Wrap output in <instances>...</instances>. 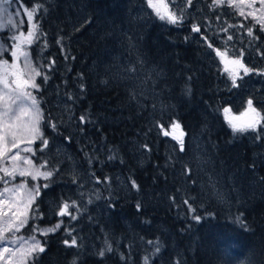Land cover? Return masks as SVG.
<instances>
[{"label": "trees", "instance_id": "16d2710c", "mask_svg": "<svg viewBox=\"0 0 264 264\" xmlns=\"http://www.w3.org/2000/svg\"><path fill=\"white\" fill-rule=\"evenodd\" d=\"M211 1L170 24L146 0H19L42 5L39 39L27 49L48 76L32 93L49 144L41 152L35 142L33 159L53 171L38 182L49 185L33 206L42 217L19 233L63 221L54 233H36L45 251L29 264H264V126L234 134L223 115L224 107L240 113L249 98L264 113V75L231 86L214 52ZM251 28L258 39L246 31L235 42L248 67L264 69V32ZM173 121L186 134L183 152L158 126L171 131ZM93 186L101 195L87 198ZM64 201H76V220L56 215ZM148 241L159 242L150 258Z\"/></svg>", "mask_w": 264, "mask_h": 264}, {"label": "snow or ice", "instance_id": "6c2138e0", "mask_svg": "<svg viewBox=\"0 0 264 264\" xmlns=\"http://www.w3.org/2000/svg\"><path fill=\"white\" fill-rule=\"evenodd\" d=\"M193 0H187L186 6H191ZM259 3L260 8L249 11L245 14L240 7L242 4H248L252 7ZM9 0H0V31L19 30L25 21L19 20L17 23L8 8L5 6ZM213 5L228 4L229 7L239 9V15L245 19L251 17L256 24L260 26V31H264V0H212ZM149 8L153 9L156 15L161 20H166L170 24L180 23L183 16L176 15L175 12L168 11V5L164 0H147ZM23 12L26 15L29 30L27 34L19 31L18 35L10 37L13 43L9 51L3 45H0V57L5 53L10 55L12 63L9 64L7 59L0 58V183L4 186L0 188V264H29L30 260L45 251L44 245L40 239H37L36 233L41 236H47L49 233H54L61 228L63 221L56 223L52 227L39 228L33 227V235L25 239L23 236L17 235L22 228L27 225L29 219H38L42 214H38V207L34 208L36 199L40 196L41 187L47 188L48 183L43 185L36 183L34 186L28 188L29 178L32 181L43 179L49 180L53 176V171L47 170L48 161L44 160L39 165L34 162L36 150L32 145L37 141H41L40 151L42 152L48 147L49 141L44 137L41 130V124L45 117L43 110L40 108V103L32 90H39L40 85L36 83L38 77L43 76L47 81L48 76L44 74L39 68L33 66L29 60V53L24 50L25 46H31L36 39H39L38 23L34 22L36 13L42 8V5H35L31 9L23 6ZM163 8V12L162 9ZM257 12L260 15H257ZM16 16L20 15L16 11ZM5 17L7 18L5 21ZM236 27V25H229V28ZM239 27H244L240 24ZM228 29H224L227 31ZM192 31L200 33L199 25H193ZM247 35L258 39L254 36L253 28H247ZM202 39L207 43L211 49L212 44L208 42V38L202 35ZM227 39L230 41L231 36ZM216 56L220 58L221 63L224 64V71L227 73L231 86L233 88L239 87V80L251 74L264 75V69H255L248 67L243 62L244 52L240 50L239 57L235 59L228 58L227 49L220 51L214 49ZM264 56V53H260ZM24 58L23 69L20 68L18 61ZM55 61H50L48 67L51 68ZM224 119L232 129L233 133H243L249 130L257 131L260 126H264V113L254 106L252 98L246 102V107L243 111L236 115L232 112L231 107L223 108ZM80 122L85 123L86 117L81 116ZM49 126L53 129L56 124L49 121ZM165 136H171L178 145L181 152L184 151V137L185 133L178 121H173L170 124L171 131L165 130L164 125H158ZM147 148V145H145ZM17 177L23 178L19 184L13 183ZM99 182V181H98ZM132 187H138L136 182H131ZM24 196L21 197L20 193ZM191 213H195L196 209L188 203ZM139 208V205H137ZM70 209L79 212V206L76 201H64L59 205L56 215L60 217L70 216L72 220H76V215H73ZM31 213V215H30ZM197 222L201 217L193 215L192 217ZM69 235H71V231ZM149 244L152 241H148ZM64 244L73 247L77 245L75 236L71 240H65ZM108 251H111V246H108ZM159 251V247L156 248ZM103 256L104 252L101 251ZM145 264H148V257L144 258Z\"/></svg>", "mask_w": 264, "mask_h": 264}, {"label": "rangeland", "instance_id": "374dc122", "mask_svg": "<svg viewBox=\"0 0 264 264\" xmlns=\"http://www.w3.org/2000/svg\"><path fill=\"white\" fill-rule=\"evenodd\" d=\"M146 2H147V0H146ZM164 2L168 5V11L175 12L176 15H178V16H180V15L184 16L183 15L184 12H189V15L192 14L191 12L194 11V8H195L194 6L197 3H199V0H193L192 5L190 7L189 6H186L187 5V0H164ZM211 4L216 9V12L214 14V18H216L218 20V25H219L218 28H217V31H218L219 35H217V37H216V39H217L216 40V43L219 46L218 49H220V51H222V52L225 51V49H227V56H228V58H231V59L238 58L239 57L240 50L237 48L238 47V43L235 42L236 39L242 38L243 35H245V33L247 31V28L253 27L254 25H256L258 28L260 26L258 24H256L255 21H253V19L251 17H249L248 19H245L243 16H240L239 15V9H237L235 7H229L227 3H225L223 5H213V3L211 1ZM21 5L22 4L19 2V0H9V3L7 5H5L8 8L9 13L12 14L13 19L17 23L21 19H23L25 21V23L22 26L19 27V30L0 31V45L5 46L6 48L9 49V51L11 50V45L13 43H15L14 41H12L10 39V37L13 36V35H18L19 34V31H23L25 33V35H26L27 32H28V30H29V25L27 23V18H26V15L23 12V7ZM240 7L244 10L245 14H247L249 11H252L254 9H259L260 8V5L257 2L252 7H249L248 4H242ZM161 10L163 12V8ZM16 11H19L20 12V15L19 16H16V14H15ZM151 11L154 13L155 16H157L156 13H155V11L153 9H151ZM257 15H260V13L257 12ZM230 16H235V18L237 19L235 23H232L230 21V19H229ZM6 19L7 18L5 17V21H6ZM183 19H184V17H183ZM206 20H208V21L206 23L204 21L203 24L205 25V27H207V29L211 30V28L213 27L214 24L212 22H210L209 18H207V17H206ZM163 21L167 22L166 20H163ZM240 24H243L244 27L246 25V27H245L246 31L241 30L242 27H239ZM229 25H236V28H233V29H236L237 30V32L239 34V37H237V35L234 33V30L232 28H229ZM224 29H228V30L227 31H224ZM228 36H231L232 37V39L230 41L227 39ZM261 41L264 42V37H261ZM245 44L247 46H249V44H248L247 41H245ZM27 47L28 46H25L24 47V50L28 52ZM215 55H216V53H215ZM0 58L7 59L9 61V64L12 63V59H11L10 55H8L7 53H5ZM217 58H218V62H219V65H220L221 69L224 71V64L221 63V60H220L219 57H217ZM29 60L33 64V66L36 67L34 65V63H33L32 59H31L30 55H29ZM18 64H19L20 68L23 69V66H24V58L23 57H21L19 59ZM234 114L239 115V113H234ZM231 131H232V129H231ZM237 133H239V132H237ZM234 134H236V133H234ZM34 144L32 145L33 148H34ZM22 179L23 178H21V177H17L16 180L13 181V183L19 184ZM39 180L43 181V179H39ZM39 180L38 181H32L29 178V180H28V188L31 189L34 186V184H36V183L39 182ZM3 186L4 185L2 183H0V188H2ZM86 195H87V198H90L92 196L94 197L96 195L97 196H100L101 195V190H99L98 188H96V187L93 186L91 189L86 190ZM20 196L23 197L24 196V193L21 192L20 193ZM17 235L23 236L25 239H27L28 237L32 236V235L26 236V235H23L21 233H17ZM158 246H159V242L158 241H152V243H151V251H150V253L148 255L149 258H150V256L152 254H155L157 252L156 251V248Z\"/></svg>", "mask_w": 264, "mask_h": 264}]
</instances>
